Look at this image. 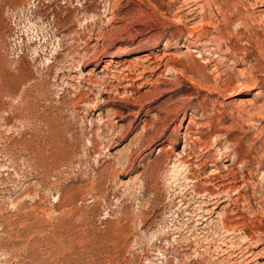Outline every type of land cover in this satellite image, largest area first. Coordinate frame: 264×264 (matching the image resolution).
<instances>
[{
    "label": "rangeland",
    "instance_id": "obj_1",
    "mask_svg": "<svg viewBox=\"0 0 264 264\" xmlns=\"http://www.w3.org/2000/svg\"><path fill=\"white\" fill-rule=\"evenodd\" d=\"M253 1L0 0V264H193V248L168 247L170 232L197 226L188 186L238 154L242 176L224 189L240 207L221 206L195 230L224 216L246 223L260 241L248 245L252 264H264V4ZM176 12L194 16L178 23ZM144 124L155 141L121 174ZM186 127L208 161L194 156L176 180Z\"/></svg>",
    "mask_w": 264,
    "mask_h": 264
},
{
    "label": "bare ground",
    "instance_id": "obj_2",
    "mask_svg": "<svg viewBox=\"0 0 264 264\" xmlns=\"http://www.w3.org/2000/svg\"><path fill=\"white\" fill-rule=\"evenodd\" d=\"M255 1V4L258 3L259 5L261 4H264V0H254ZM253 1V2H254ZM252 2V4H254ZM192 3V1L190 2ZM197 3V2H196ZM199 3V2H198ZM239 3V2H238ZM195 4V3H194ZM194 4L193 5H188L186 6V4H184L186 6V12H188V9L189 11L192 10L194 7ZM183 5V6H184ZM199 5V4H198ZM221 5V4H220ZM219 5V6H220ZM193 6V8H191ZM218 6V7H219ZM180 7V6H178ZM203 7V6H202ZM217 7V6H216ZM201 8V7H200ZM199 9V8H198ZM204 9V7H203ZM197 10V9H196ZM193 11V10H192ZM221 11V10H220ZM198 12V11H197ZM200 12V11H199ZM207 13V12H206ZM205 13V14H206ZM197 14V13H196ZM200 14V13H199ZM202 14V13H201ZM208 15V14H207ZM194 16V12H190V13H186V14H182V13H178L176 12L175 15H174V19L178 22V23H181V22H184L185 19H189L190 17L193 18ZM206 17V15H202V18L204 19ZM241 18V17H240ZM239 19V18H238ZM242 22H245L247 21L244 17H242ZM261 23L264 22V18L263 17H260L258 18ZM208 20V19H207ZM205 21V20H204ZM203 21V22H204ZM240 21V20H239ZM56 22V21H55ZM208 22V21H207ZM202 23V22H201ZM212 23V22H211ZM240 23V22H239ZM206 25V24H205ZM263 25V24H262ZM86 28V27H85ZM84 28V29H85ZM264 30V29H263ZM222 35V34H221ZM56 36V35H55ZM219 36V35H218ZM224 35H222L223 37ZM221 37V36H220ZM221 37V38H222ZM225 37V36H224ZM223 37V38H224ZM218 38V37H216ZM219 39V38H218ZM217 39V41H218ZM216 40V39H215ZM220 40V39H219ZM225 42V41H224ZM228 42V41H227ZM208 43V42H207ZM212 43V42H211ZM229 43V42H228ZM63 44V43H62ZM226 44V43H224ZM208 44L204 45V47L201 49V51H207L209 49V47H207ZM227 45V44H226ZM221 47V46H220ZM232 47V46H231ZM61 48V47H60ZM59 48V49H60ZM187 48H191L190 46H187ZM219 49V48H218ZM222 49V48H221ZM230 49H233V48H230ZM61 50V49H60ZM234 51V50H233ZM149 52V51H148ZM230 52V51H229ZM228 52V53H229ZM232 52V51H231ZM225 53V52H224ZM234 53V52H233ZM245 54V53H244ZM151 53H148V54H145V57L147 60H149L151 58ZM144 57V56H143ZM96 63L95 65L97 66L99 64V62H101V60L98 59V57L96 58ZM177 63H181V61L177 60L176 61ZM191 64V63H190ZM118 65V64H117ZM130 67H127L125 66L124 67V70H128V74H132V73H135L137 78L135 79H138V78H141V75L143 74V71L142 69H139L135 66H131L129 65ZM188 67H193V66H188ZM123 68V67H122ZM187 68V67H186ZM194 68V67H193ZM197 68V67H195ZM194 68V69H195ZM117 70V69H116ZM213 70V69H212ZM252 73V72H250ZM241 75V74H240ZM248 75V74H247ZM250 75V74H249ZM256 75V74H255ZM221 75H217L216 77V80L219 82L221 79L222 81L223 78L220 77ZM252 76V75H251ZM215 78V77H214ZM225 78V77H224ZM230 78V77H229ZM235 78V77H234ZM127 79H131L130 77H127ZM226 79V78H225ZM248 78H246V81H244L245 83L244 84H248L250 85V83L252 85H256L257 82L255 81V79H252L250 78L249 79V83ZM257 79V78H256ZM228 80V79H226ZM244 80V79H243ZM6 81V86H10L11 84L9 83L8 81V78L5 79ZM260 81V80H259ZM105 82V81H104ZM104 82H101L102 84H104ZM4 83V82H3ZM100 83V82H99ZM215 83V82H213ZM220 83V82H219ZM233 83V82H232ZM231 83V84H232ZM237 83V82H236ZM216 84V83H215ZM221 84V83H220ZM263 84V83H262ZM105 85V84H104ZM239 85V84H237ZM235 85V86H237ZM251 85V86H252ZM258 85V84H257ZM217 89V85H214ZM231 85H226L225 87V91L227 92L228 88H230ZM235 86H233L232 84V88L231 89V92H233L235 90ZM250 86V87H251ZM221 87V86H220ZM239 87V86H238ZM6 88V87H5ZM214 89V88H213ZM222 89V88H221ZM2 91V89H1ZM217 91V90H216ZM6 92V91H5ZM105 91H102V94H104ZM4 95V94H3ZM254 108V105H252ZM259 107V105H258ZM238 108V107H237ZM259 110L262 109L261 105H260V108H258ZM239 111V110H238ZM262 111V110H261ZM264 111V110H263ZM257 112V111H255ZM263 114V112L261 113V115ZM248 115L250 116L251 114L248 113ZM247 115V116H248ZM258 115V114H256ZM246 116V117H247ZM254 116V115H253ZM248 118V117H247ZM253 118V117H252ZM195 119V118H194ZM193 118L189 119V123L193 122L194 121ZM250 119V118H249ZM255 120V119H254ZM152 125V124H151ZM145 130V134L140 136V138H138L133 147L130 148L131 146L128 147V154L124 157L125 159L121 160L119 159V163L121 164L122 166V169L123 171L120 172L121 174H123V172H134L138 169V165L136 163L137 161V157H138V154H142L143 153V150L146 148V146L148 145H152L155 141V138L156 137H150V135L147 136L148 132L150 131V128L146 127L145 124H144V127ZM154 128V127H153ZM187 130H188V133H185V136H189V138L187 137V139H191L189 140L188 142H185V145L183 147V151H182V155H187L188 158L187 159H182L183 156L181 157V153H177L176 154V159H174L172 162H173V174H171V178H176V180H178L179 178V168L184 166L187 161L191 158H193L194 156H200L201 154H197L196 151H194V147L192 146V144L195 142L192 138L193 136L189 135V133L191 131H189V128L186 127ZM200 128V127H199ZM202 128V127H201ZM200 128V129H201ZM156 129V128H155ZM202 130V129H201ZM110 131V130H109ZM130 131V130H129ZM143 132V131H142ZM143 132V133H144ZM115 133V132H114ZM122 133V132H121ZM142 133V134H143ZM202 133V132H200ZM161 134V133H160ZM194 134L198 135L199 134V131H194ZM217 134V133H216ZM112 135V134H111ZM121 135V134H120ZM124 135V134H123ZM211 135V134H210ZM114 136V135H113ZM125 136V135H124ZM123 136V137H124ZM196 138L199 137V136H195ZM117 138V137H116ZM160 139V138H159ZM158 139V140H159ZM116 140V139H115ZM132 140V139H131ZM200 140V139H199ZM158 142H161L158 141ZM220 139L217 141V143H220ZM108 144V143H107ZM132 144V143H131ZM214 144V143H212ZM221 145V144H220ZM126 146V145H125ZM210 146V145H209ZM253 146V145H252ZM1 147V146H0ZM205 148V147H204ZM161 150V148H160ZM253 150V149H252ZM203 151V150H202ZM220 152V151H219ZM231 152V151H230ZM230 152H222V153H219L218 155V159L219 160H228L226 158H224L225 156H229ZM233 152V151H232ZM235 152V151H234ZM217 154V153H216ZM145 155H147V153L143 154L142 155V158L145 157ZM239 155V154H238ZM238 155H235L233 156L232 158V162L226 166L224 165L225 167V170L226 172L225 173H222L221 172V168L219 167V165H216L215 163H211L210 166L212 168V166H214V168H212L213 170L211 172H209L208 175L206 176H209V179H206L207 180V183H206V180H205V184L203 183V185H200V183H196V184H191L190 186H188L189 188H192V192L196 195L195 197L193 195H191V197L193 196L192 200H194V204L196 206V210H198V213L195 215L197 218L196 220L198 221L197 222V226L200 224L202 226V224L207 221L208 219H210L212 217V215H214L215 213H217L216 217L219 215V211L218 209L222 206V208L224 209V211H226L227 208H229V210H233L234 208L238 207L239 206V196L235 197V196H231L229 195L227 192H228V189H224L225 186L229 183H236L238 182L239 180V176H242V174H238V171H235V168L232 166V164L234 165L239 156ZM5 156V155H4ZM206 157V156H205ZM263 157V156H262ZM123 158V157H122ZM203 160L202 164L205 165V163H207L206 161H208L207 158L203 159V156L199 159ZM196 159V158H195ZM198 159V158H197ZM260 159V158H259ZM189 162V161H188ZM118 163V164H119ZM250 163V162H249ZM45 164V163H44ZM43 164V165H44ZM237 164V163H236ZM240 164V163H238ZM5 166V165H4ZM11 166V165H10ZM223 168V166H222ZM120 169V168H119ZM152 169V165L150 164V166H148V170ZM170 169V170H172ZM183 169V168H182ZM4 170V169H3ZM147 170V169H146ZM181 170V168H180ZM151 171V170H150ZM248 171V170H247ZM171 172V171H169ZM203 172V171H202ZM188 174L184 176L186 182H191L193 180V177L189 174V172H187ZM152 174V173H150ZM186 174V173H185ZM196 174V173H195ZM204 174V173H203ZM206 174V173H205ZM146 176V175H145ZM148 176V175H147ZM178 176V177H177ZM205 176V177H206ZM170 177V175H169ZM202 177V176H200ZM204 177V176H203ZM199 180L200 178H198V176H196L195 180ZM144 181V180H143ZM174 183V182H172ZM202 183V182H201ZM189 185L190 183H185V185ZM180 191V190H179ZM186 193V192H185ZM184 193V194H185ZM175 194V193H174ZM191 194V192H190ZM234 194H236V191H234ZM188 195V194H187ZM264 195V194H262ZM177 196V195H176ZM182 197V196H181ZM188 198V197H187ZM182 200V199H181ZM188 200V199H186ZM262 200H264L262 198ZM191 201V199H190ZM193 202V201H192ZM191 202V203H192ZM241 203V202H240ZM149 204V203H148ZM183 204H185L187 207L188 206V203L184 202ZM184 206V205H182ZM240 207V206H239ZM153 208V207H152ZM264 208V207H263ZM145 209V208H144ZM238 210V208H237ZM228 212V211H227ZM237 211H235L236 213ZM229 213V212H228ZM192 214V212H191ZM190 214V215H191ZM189 215V213H188ZM194 215V214H193ZM192 216V215H191ZM141 217V216H140ZM188 217V216H187ZM190 217V216H189ZM238 218L241 219V216L239 217H236L234 220H238ZM191 219V217H190ZM229 221H232V218L230 219V217L228 216H224L221 220V222L219 223V225L216 226V228H213V229H209L207 227V224L209 222H207V224H205L203 226V229H200V231H196L195 228L197 227L196 224L195 226L196 227H189L187 229V235H186L184 238H180V235L184 232V230L182 229H179V227L177 228V230H174L173 232H170V235L172 234L174 236V238L172 239L173 242H171L172 244H168V247H172L174 248L175 250H178L179 253L181 252V250H186V249H190L193 248V250L195 251L194 253H196V259L193 260L190 259V258H186L187 261L189 262H193V264H220V262L217 261V255H224V254H227V256H230L228 257L229 259V263L228 264H252V261H251V256L252 253H251V250L248 249V245L251 244V243H256L257 241H259V237L256 238L255 234L252 232V234H249V232H247V227H245V224L246 223H239V222H235V224H230ZM185 223V222H184ZM193 223H196V222H193ZM184 226V225H183ZM181 226V227H183ZM180 227V228H181ZM212 227V226H211ZM208 229V230H206ZM259 229V228H258ZM263 231V230H262ZM186 232V231H185ZM184 232V233H185ZM234 232H236V235H238V239H231L233 237L230 238V235H232ZM250 232V233H251ZM254 232H255V229H254ZM259 232V231H258ZM256 233V232H255ZM235 234V233H234ZM168 235H164L165 238H167ZM199 236V237H198ZM154 237V236H153ZM152 237V238H153ZM180 238V239H179ZM260 242V241H259ZM167 243V242H166ZM169 243V242H168ZM201 247H204L203 250L201 251H198L197 250ZM158 247L156 246L155 249H157ZM198 248V249H196ZM180 249V250H179ZM158 250V249H157ZM192 250V251H193ZM177 253V252H176ZM174 254V253H173ZM238 255L239 257H243V259H234L236 256V258H238ZM180 256V255H179ZM192 256V255H191ZM190 256V257H191ZM177 257V256H176ZM173 259V258H172ZM224 259V258H223ZM234 259L231 263L230 261ZM226 260V259H225ZM146 262V261H145ZM186 262V261H185ZM164 264H171L172 263V260L170 258L167 257V255H164V261H163ZM224 263V262H223ZM177 264H181V263H178ZM253 264H254V261H253Z\"/></svg>",
    "mask_w": 264,
    "mask_h": 264
}]
</instances>
